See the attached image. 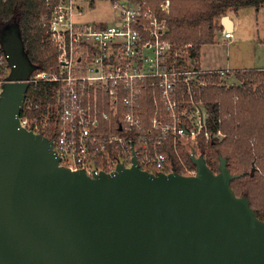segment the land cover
Listing matches in <instances>:
<instances>
[{"label":"water","instance_id":"95a60500","mask_svg":"<svg viewBox=\"0 0 264 264\" xmlns=\"http://www.w3.org/2000/svg\"><path fill=\"white\" fill-rule=\"evenodd\" d=\"M230 26L228 15L221 18ZM11 72L0 94V264H264V221L218 171L190 153L194 174L59 165L52 142L20 112L34 70L15 34L0 41ZM250 174H253V169Z\"/></svg>","mask_w":264,"mask_h":264},{"label":"built area","instance_id":"2783aa9c","mask_svg":"<svg viewBox=\"0 0 264 264\" xmlns=\"http://www.w3.org/2000/svg\"><path fill=\"white\" fill-rule=\"evenodd\" d=\"M171 1H119L114 21L96 27L74 23L80 13L75 0H42V42L56 49L57 63L25 79L33 90L26 91L19 118L26 130L52 142L60 166L107 173L129 166L135 151L139 168L170 173L175 169L163 150L170 143L180 173L194 174L177 147L205 129L197 98L211 82L202 77L193 43L165 39L168 27L159 15L170 14ZM230 37L226 31L224 38ZM10 72L0 43V94ZM38 86L49 93L43 104L34 100Z\"/></svg>","mask_w":264,"mask_h":264},{"label":"trees","instance_id":"16d2710c","mask_svg":"<svg viewBox=\"0 0 264 264\" xmlns=\"http://www.w3.org/2000/svg\"><path fill=\"white\" fill-rule=\"evenodd\" d=\"M264 0H172L170 14L163 16L168 32L165 39L172 44L193 43L197 51L203 45L213 42L218 30V22L228 11L237 12L243 7L259 9ZM42 12V0H0V41L5 33L16 34L22 43V53L29 65L31 74L37 71H51L57 63V51L42 42L45 30L41 29L38 18ZM264 73L246 72L242 87L228 90L216 84L219 78L202 76L210 85L203 87L197 101L204 103L207 119L205 129L195 138V145H178L179 155L192 171L195 166L190 161V153L203 155L206 165L218 171L219 156L226 159L232 174L240 175L231 180L236 196L249 200L256 217L264 221V94L247 88L250 79L264 83ZM258 75L260 77H258ZM246 85V86H245ZM260 88V86H259ZM258 88V89H259ZM34 100L43 104L46 91L38 86ZM33 90L30 86L27 94ZM35 110L32 115L37 114ZM222 139L215 137L217 133ZM205 133L209 134L206 139ZM188 146V145H187ZM163 150L176 172H183L170 143ZM253 169V175L250 174Z\"/></svg>","mask_w":264,"mask_h":264},{"label":"rangeland","instance_id":"374dc122","mask_svg":"<svg viewBox=\"0 0 264 264\" xmlns=\"http://www.w3.org/2000/svg\"><path fill=\"white\" fill-rule=\"evenodd\" d=\"M122 0H75L76 4L81 9V15H78L74 18L75 24H89V25H103L110 23L111 17L114 15V10H112V5H115L117 2ZM117 14V11H116ZM226 15H231V10L227 12ZM257 21H256V17ZM240 21L237 23L239 26L238 29H240V42L238 43H232L231 45L226 41H223V38L218 39L217 46L218 49L221 51L222 54L227 53L228 51V58L231 60L230 62L234 63H246V61H249L250 56L249 53L251 51L250 42L257 37H261L262 30L264 29V11H262L259 15H256V12L254 9H247L243 12L242 15L239 16ZM220 22V20H219ZM218 22V23H219ZM259 62L258 64H261ZM221 66V64L219 65ZM222 83L226 88L231 87L236 84L237 82L233 83V80H227V81H221L218 82V84ZM229 84V85H228ZM246 86V85H245ZM260 86V88H259ZM236 87V86H234ZM221 88V87H220ZM247 88L251 89L252 92H259L260 94H264V83L262 82H255V80H249V84H247ZM259 88V89H258ZM198 107L200 108L201 112L206 113V109L204 106V103H197ZM191 109H195L194 106L191 107ZM205 115H208L207 113ZM197 115L193 117L192 120H196ZM216 138L219 140L223 138V135L221 133H217L215 135ZM195 136L194 137H187L182 139V144H186L185 147H192L195 145ZM188 145V146H187ZM197 155V154H196ZM216 172V170H214Z\"/></svg>","mask_w":264,"mask_h":264},{"label":"crops","instance_id":"0c3cea01","mask_svg":"<svg viewBox=\"0 0 264 264\" xmlns=\"http://www.w3.org/2000/svg\"><path fill=\"white\" fill-rule=\"evenodd\" d=\"M111 7L112 10H114V15L110 19V23L114 21L116 18V11L118 13V10L113 8L112 2H111ZM79 7V6H78ZM254 9L256 12V15H259L262 11H264V4L260 6L259 9H255L254 7H243V9L238 10L237 12L231 11V15L229 16L231 23L230 26H225L221 23V21L217 24L218 25V30L214 34V39L213 42L209 45H203L199 49V61L201 63V69H202V74L203 76H217L219 78L218 82L221 81H227V80H233V83L237 82L236 84L238 85H233L231 87H242L245 83V81L240 80L236 75L239 74L240 77H243L246 72H254L256 74L264 73V29L262 30V35L261 37H257L256 39L249 41L250 46H251V51L248 56H250L249 61H246V63H234L230 62L228 58V51L225 54H222L221 51L218 49L219 47L217 46L218 44V39L223 38V41H227L230 45L232 43H238L240 42L239 34H240V29H238L240 21V15L243 14V12L247 9ZM81 9L79 8V11ZM81 12L79 15H81ZM78 16V15H77ZM258 16L256 17L257 21ZM107 24L103 25H98L94 24L96 27H103ZM226 31L231 33L230 38H224V33ZM232 42V43H231ZM261 64H258L261 62ZM221 64V66H219ZM225 72L223 77H219L218 73L219 72ZM264 75V74H263ZM258 77H260L258 75ZM255 80V82H259L256 79H251ZM217 86L223 88L225 90V86L220 84H216ZM229 85V84H228ZM231 87H228L231 88ZM227 89V90H228ZM202 103V102H201ZM149 106V103H148Z\"/></svg>","mask_w":264,"mask_h":264},{"label":"flooded vegetation","instance_id":"af4514ba","mask_svg":"<svg viewBox=\"0 0 264 264\" xmlns=\"http://www.w3.org/2000/svg\"><path fill=\"white\" fill-rule=\"evenodd\" d=\"M8 35H9V34L5 33V36H4L3 39H6ZM251 175H253V174H251Z\"/></svg>","mask_w":264,"mask_h":264}]
</instances>
